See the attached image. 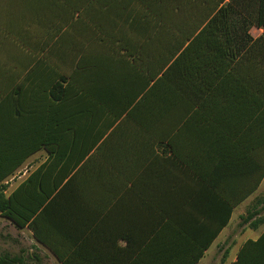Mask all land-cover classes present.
Instances as JSON below:
<instances>
[{
  "label": "trees",
  "instance_id": "obj_1",
  "mask_svg": "<svg viewBox=\"0 0 264 264\" xmlns=\"http://www.w3.org/2000/svg\"><path fill=\"white\" fill-rule=\"evenodd\" d=\"M0 5V56L51 43L26 47L50 106L17 99L0 133V217L58 264H196L264 176V0ZM232 264H264V231Z\"/></svg>",
  "mask_w": 264,
  "mask_h": 264
},
{
  "label": "crops",
  "instance_id": "obj_2",
  "mask_svg": "<svg viewBox=\"0 0 264 264\" xmlns=\"http://www.w3.org/2000/svg\"><path fill=\"white\" fill-rule=\"evenodd\" d=\"M0 11H3L1 5ZM5 42V46H16L12 41ZM41 46L50 47L51 43L50 41H45L42 39H27L23 41V43H20V53L14 54L16 52L10 51L9 53L0 56V108L3 110V113H0V133L7 131L11 134V132L20 130V126H23L20 125V123L16 124L12 122L10 119V113H12L17 99L19 100V103L22 102L28 108H36L37 111L40 110L41 105L45 108L46 106H50V88L48 87L49 82L51 81L50 61H47V58L43 57L41 54H35L26 48H39ZM52 60L51 63H54L55 57H52ZM19 94L20 96H18ZM47 96L48 98H46ZM41 97H44L43 103L41 102ZM39 157L43 158L41 162L39 161L36 163V160ZM45 158L46 152L44 150H38L37 152L28 156L2 182L7 186L6 192L8 191L7 193H9L11 190H13L20 182V176L23 179L28 173L38 167L45 160ZM14 162V157L8 160V164L6 166L7 170L10 169ZM16 181L17 183H15ZM263 187L264 176L256 190H254L248 197H246L233 209L227 225L219 232V234L214 238L206 250H204L202 257L196 264H204L206 257L218 254L219 249H223V252H226V254L233 253V261H235L236 254L241 245L246 240H256L259 237V235L264 231V229L261 230V226L255 228L254 231H256V233L254 236L246 238L240 242L238 246L234 247V241L232 238L230 242L227 243L228 236L226 235V232L228 231V227L231 224L234 211L239 210V208H241V206H243L246 202L253 200L256 197V194ZM254 200L255 201L252 204L254 208L260 209L262 206H264V201H262V199L259 197H256Z\"/></svg>",
  "mask_w": 264,
  "mask_h": 264
},
{
  "label": "rangeland",
  "instance_id": "obj_3",
  "mask_svg": "<svg viewBox=\"0 0 264 264\" xmlns=\"http://www.w3.org/2000/svg\"><path fill=\"white\" fill-rule=\"evenodd\" d=\"M260 34L261 31L255 28L250 30L253 38H257ZM42 158L39 157L36 163L41 162ZM256 197L264 201V187L260 189ZM254 199L234 211L231 224L226 232L227 243L232 238L234 247L246 238L254 236L256 227L261 226V230L264 229V206L260 209L254 208L252 206ZM233 260V253L226 254L223 249H219L218 254L206 257L204 264H232ZM8 261L10 264H58L45 248L32 239L29 230H18L11 222L0 217V264H9Z\"/></svg>",
  "mask_w": 264,
  "mask_h": 264
}]
</instances>
